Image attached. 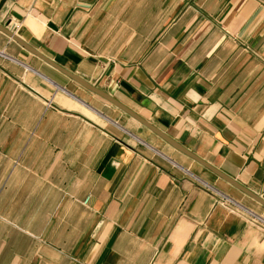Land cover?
Segmentation results:
<instances>
[{
	"label": "crops",
	"instance_id": "1",
	"mask_svg": "<svg viewBox=\"0 0 264 264\" xmlns=\"http://www.w3.org/2000/svg\"><path fill=\"white\" fill-rule=\"evenodd\" d=\"M0 25L174 143L0 27V264H264L189 175L264 217L201 162L264 200V0H0Z\"/></svg>",
	"mask_w": 264,
	"mask_h": 264
},
{
	"label": "water",
	"instance_id": "2",
	"mask_svg": "<svg viewBox=\"0 0 264 264\" xmlns=\"http://www.w3.org/2000/svg\"><path fill=\"white\" fill-rule=\"evenodd\" d=\"M0 27L2 29H4L10 36H12V38H14L15 40H17L20 44H22L23 46H25L29 51H31L32 53L36 54L37 56H39L41 59H43L45 62H47L48 64H50L51 66H53L54 68H56L57 70H59L60 72L66 74L67 76H69L71 79L75 80L76 82H78L79 84H81L83 87H85L86 89L90 90L91 92L99 95L100 97L106 99L107 101H109L110 103L114 104L115 106H117L118 108H120L121 110H123L125 113L129 114L130 116H132L133 118H135L136 120H138L142 125L146 126L147 128H149L150 130H152L153 132H155L156 134H158L159 136H161L162 138L166 139L167 141H169L171 144H174L172 140H170L168 137H166L161 131L157 130L155 127H153L150 123H148L146 120L142 119L140 116H138L135 112H133L132 110H130L129 108H127L125 105H123L122 103H120L118 100H116L114 97H112L110 94H108L107 92L103 91L102 89L98 88L97 86L89 83L87 80H85L84 78H82L81 76L72 73L66 69H64L63 67L59 66L58 64H56L55 62H53L51 59L47 58L46 56L42 55L41 53H39L38 51L34 50L33 48L29 47L28 45H26L24 42H22L14 33L10 28L4 27L3 25H0ZM205 166H207L209 169H211L213 172H215L216 174H218L221 178L225 179L226 181H228L230 184H232L233 186H235L236 188L242 190L243 192H245L246 194H248L249 196H251L253 199H255L257 202L261 203L262 205H264V200L257 196L256 194H254L253 192L249 191L247 188H245L244 186H242L241 184H239L237 181L233 180L232 178L226 176L225 174L221 173L219 170L213 168L212 166H210L209 164L201 161Z\"/></svg>",
	"mask_w": 264,
	"mask_h": 264
},
{
	"label": "built area",
	"instance_id": "3",
	"mask_svg": "<svg viewBox=\"0 0 264 264\" xmlns=\"http://www.w3.org/2000/svg\"><path fill=\"white\" fill-rule=\"evenodd\" d=\"M15 26H16V24H15ZM8 28L13 30L12 29L13 27H8ZM0 57L1 58H9V56L1 49H0ZM48 104H49V102H48ZM189 175H191L200 184H202L207 190H209L215 196L218 203L225 206L229 210L238 212L239 214L244 216V218L247 220V222L249 224H251L252 226H254L255 228H257L259 230V232L264 236V217L261 214L255 212L251 208L244 206L243 204L236 201L232 197L226 195L225 193L217 190L215 187H213V186L207 184L206 182L200 180L199 178H197L193 174L189 173Z\"/></svg>",
	"mask_w": 264,
	"mask_h": 264
}]
</instances>
